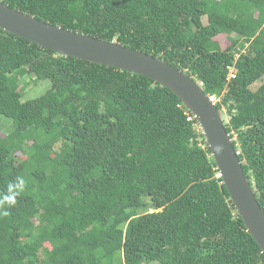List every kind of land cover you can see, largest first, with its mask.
Returning a JSON list of instances; mask_svg holds the SVG:
<instances>
[{
  "label": "trees",
  "instance_id": "obj_1",
  "mask_svg": "<svg viewBox=\"0 0 264 264\" xmlns=\"http://www.w3.org/2000/svg\"><path fill=\"white\" fill-rule=\"evenodd\" d=\"M0 2L200 84L264 212V0ZM0 116V193L26 181L0 218V264H264L197 120L152 80L0 29Z\"/></svg>",
  "mask_w": 264,
  "mask_h": 264
},
{
  "label": "water",
  "instance_id": "obj_2",
  "mask_svg": "<svg viewBox=\"0 0 264 264\" xmlns=\"http://www.w3.org/2000/svg\"><path fill=\"white\" fill-rule=\"evenodd\" d=\"M0 29L62 57L146 77L172 92L197 120L218 176L246 231L264 255V212L243 173L219 111L197 82L150 55L49 25L1 2Z\"/></svg>",
  "mask_w": 264,
  "mask_h": 264
},
{
  "label": "rangeland",
  "instance_id": "obj_3",
  "mask_svg": "<svg viewBox=\"0 0 264 264\" xmlns=\"http://www.w3.org/2000/svg\"><path fill=\"white\" fill-rule=\"evenodd\" d=\"M202 22H203V24L207 23L205 18L202 19ZM214 40L216 41L219 49H225L229 45L228 39L225 35L217 36ZM259 83L260 82L256 83L255 85H258ZM49 88H50V82L49 81H41L40 84H38L34 87H29L27 89L26 94L23 97V100L25 101V100H29V99H35V98L39 97L40 95H42ZM221 117H222L223 121H226L227 117L224 115V113H221ZM10 125H11V122L8 119H6L3 116H0V136L7 133ZM197 130L199 131L198 127H197ZM17 156L19 159H24V155L18 154ZM45 246H47V245H45Z\"/></svg>",
  "mask_w": 264,
  "mask_h": 264
},
{
  "label": "clouds",
  "instance_id": "obj_4",
  "mask_svg": "<svg viewBox=\"0 0 264 264\" xmlns=\"http://www.w3.org/2000/svg\"><path fill=\"white\" fill-rule=\"evenodd\" d=\"M197 85L200 86L198 83ZM25 187V179L17 177L14 182L7 185L5 192L0 193V218L7 217L10 214L8 209L15 206L17 197L24 191Z\"/></svg>",
  "mask_w": 264,
  "mask_h": 264
},
{
  "label": "built area",
  "instance_id": "obj_5",
  "mask_svg": "<svg viewBox=\"0 0 264 264\" xmlns=\"http://www.w3.org/2000/svg\"><path fill=\"white\" fill-rule=\"evenodd\" d=\"M235 77V68L230 69L228 78H234ZM209 100L214 104L215 103V98L214 97H208Z\"/></svg>",
  "mask_w": 264,
  "mask_h": 264
}]
</instances>
